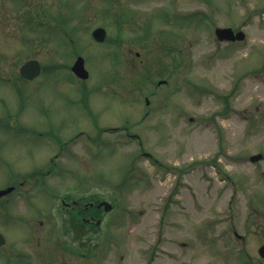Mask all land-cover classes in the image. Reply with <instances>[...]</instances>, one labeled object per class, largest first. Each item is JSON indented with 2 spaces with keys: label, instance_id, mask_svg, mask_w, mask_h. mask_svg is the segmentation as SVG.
<instances>
[{
  "label": "rangeland",
  "instance_id": "374dc122",
  "mask_svg": "<svg viewBox=\"0 0 264 264\" xmlns=\"http://www.w3.org/2000/svg\"><path fill=\"white\" fill-rule=\"evenodd\" d=\"M23 5L0 1V113L11 112L0 120V188L53 157L42 203L69 189L117 196L119 249L133 239L116 264H179L189 237L195 264H221L205 240L209 185L253 172L249 156L264 150V0H33L30 28ZM216 26L246 37L219 41ZM78 55L85 82L71 71ZM29 58L38 78L9 82Z\"/></svg>",
  "mask_w": 264,
  "mask_h": 264
},
{
  "label": "flooded vegetation",
  "instance_id": "af4514ba",
  "mask_svg": "<svg viewBox=\"0 0 264 264\" xmlns=\"http://www.w3.org/2000/svg\"><path fill=\"white\" fill-rule=\"evenodd\" d=\"M18 1L28 5L32 18L33 0ZM18 69V77L8 79L14 85L23 78L20 67ZM35 79L25 80L30 84ZM15 89L22 91L18 86ZM20 111L18 106L14 113ZM4 112L5 109L0 113V120H4L7 113L11 114L9 110ZM259 153L264 155V150L251 155ZM53 160L51 157L45 165L22 172L17 180L0 188L13 187L0 196V262L101 264L103 259L112 256L116 264L119 250L123 252V259L133 239L125 237V244L121 242L124 247L119 249L118 214H113L117 196L97 189L83 188L79 192L69 189L58 195V204L42 203L43 198H49V161ZM250 165L253 172H224L219 176L216 190L213 182L209 185L210 210L205 240L208 251L221 264L231 257H238L242 264H264V156ZM13 194L16 200L11 199ZM161 221L165 223V219ZM196 238L179 241L190 250L189 257L179 264H195Z\"/></svg>",
  "mask_w": 264,
  "mask_h": 264
},
{
  "label": "water",
  "instance_id": "95a60500",
  "mask_svg": "<svg viewBox=\"0 0 264 264\" xmlns=\"http://www.w3.org/2000/svg\"><path fill=\"white\" fill-rule=\"evenodd\" d=\"M217 36L221 40H242L245 38V33L240 30L235 32L231 27H217L215 30ZM93 37L97 41H103L106 38L107 31L104 27L99 26L95 28L92 32ZM42 66L38 59H30L26 61L20 68L21 74L28 78L33 79L41 73ZM72 70L81 78L89 77V71L85 67V59L83 56H79L72 66ZM261 155L253 156V159H257ZM12 190V187H9L5 190L0 191V196Z\"/></svg>",
  "mask_w": 264,
  "mask_h": 264
}]
</instances>
